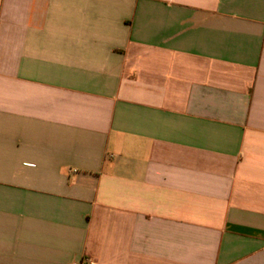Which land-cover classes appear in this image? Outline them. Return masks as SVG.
<instances>
[{
	"label": "crops",
	"instance_id": "0c3cea01",
	"mask_svg": "<svg viewBox=\"0 0 264 264\" xmlns=\"http://www.w3.org/2000/svg\"><path fill=\"white\" fill-rule=\"evenodd\" d=\"M264 264V0H0V264Z\"/></svg>",
	"mask_w": 264,
	"mask_h": 264
},
{
	"label": "built area",
	"instance_id": "2783aa9c",
	"mask_svg": "<svg viewBox=\"0 0 264 264\" xmlns=\"http://www.w3.org/2000/svg\"><path fill=\"white\" fill-rule=\"evenodd\" d=\"M74 264H76V263H74Z\"/></svg>",
	"mask_w": 264,
	"mask_h": 264
}]
</instances>
